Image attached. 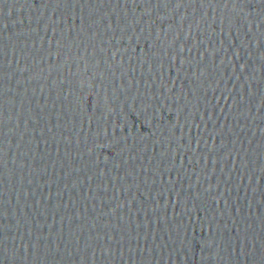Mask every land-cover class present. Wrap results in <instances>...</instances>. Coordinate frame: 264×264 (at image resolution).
Segmentation results:
<instances>
[{
    "label": "water",
    "instance_id": "1",
    "mask_svg": "<svg viewBox=\"0 0 264 264\" xmlns=\"http://www.w3.org/2000/svg\"><path fill=\"white\" fill-rule=\"evenodd\" d=\"M0 264H213L52 0H0Z\"/></svg>",
    "mask_w": 264,
    "mask_h": 264
}]
</instances>
